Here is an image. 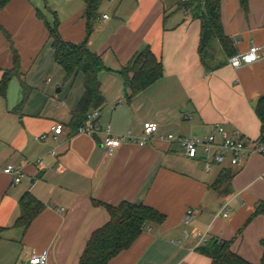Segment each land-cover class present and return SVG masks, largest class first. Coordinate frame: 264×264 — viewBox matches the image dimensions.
I'll return each mask as SVG.
<instances>
[{"label":"crops","instance_id":"obj_1","mask_svg":"<svg viewBox=\"0 0 264 264\" xmlns=\"http://www.w3.org/2000/svg\"><path fill=\"white\" fill-rule=\"evenodd\" d=\"M181 1L104 0L90 36L86 0H12L0 12V26L12 37L22 73L9 82L6 96L0 95V264H29L34 253L43 251L49 252L47 264H78L92 233L110 219L103 205L124 201L150 206L166 221L147 227L109 264H211L197 239L183 240L189 210L194 211L192 231L207 233L210 242H231L234 253L260 264L264 215L246 223L264 202V155L208 172L203 159H189L181 145L161 137L203 139L222 126L228 137L240 132L248 145L259 141L255 107L264 95V0H249L247 12L240 0H223L222 23L236 55L252 46L263 55L237 70L218 45L213 65L225 64L213 70L202 64L201 22L179 9ZM55 23L65 42L87 41L102 57L105 104L99 124L110 126L114 135L131 132L134 137L142 136L145 123L157 124L159 132L150 143H125L108 157L102 136L75 134L73 112L84 94V78L78 74L67 81L55 62L48 30ZM147 47L164 74L127 100L119 72ZM0 68V81L14 68L11 45L1 31ZM56 125L64 129L57 142L51 131ZM9 165L22 172L20 183L3 172ZM226 171L234 174L230 194L223 192L224 185L212 187ZM26 193L44 209L23 232L16 222Z\"/></svg>","mask_w":264,"mask_h":264},{"label":"trees","instance_id":"obj_2","mask_svg":"<svg viewBox=\"0 0 264 264\" xmlns=\"http://www.w3.org/2000/svg\"><path fill=\"white\" fill-rule=\"evenodd\" d=\"M12 0H0V12ZM104 0H86V18L88 35L93 32L94 24L99 18V11ZM223 0H187L181 1L179 9L184 10L201 22L199 42V55L202 64L213 70L221 67L223 62H216V45L220 46L226 60L236 55L234 41L225 34L222 23ZM242 9L249 10V0H240ZM38 16H44L38 11ZM51 46L54 50L55 62L60 65L65 73L66 80L73 79L82 74L84 78V94L76 110L73 112L72 126L74 130L81 127L87 115L95 109H100L105 104L101 91L100 75L106 70L101 55L93 52L87 41L80 45L65 42L59 35L57 25H48ZM0 31L11 45L14 68L4 71L0 81V95L5 97L9 82L15 77H22L20 57L16 51L11 35L0 26ZM0 71L2 69L0 68ZM121 75L125 86V97L131 100L136 95L162 78L164 68L161 61L153 54L149 47L136 54L127 67L123 68ZM256 115L261 122V136L259 141H264V95L261 96L255 107ZM234 174L231 171L222 173V178L212 185L219 190L222 185L225 194L231 193V180ZM109 214V221L102 228L94 231L88 240L78 264H109L120 253L129 250L143 231L151 225H162L166 215L158 210L143 204L124 201L117 206L103 205ZM44 204L30 193H26L20 200V217L16 222L26 232L35 218L43 211ZM264 215V202L260 203L255 213L246 224L256 216ZM241 234V232L239 233ZM215 243L201 247L199 251L209 257L211 264H252L232 251V244L228 241L213 239ZM264 249V241L262 242ZM260 264H264V251Z\"/></svg>","mask_w":264,"mask_h":264},{"label":"built area","instance_id":"obj_3","mask_svg":"<svg viewBox=\"0 0 264 264\" xmlns=\"http://www.w3.org/2000/svg\"><path fill=\"white\" fill-rule=\"evenodd\" d=\"M71 1V0H62ZM187 1V0H183ZM104 19H108L105 15ZM263 58L261 48L252 46L246 53L234 56L230 59V65L234 69H239L243 65H250L258 62ZM100 110H92L84 122V124L76 130V135H85L88 137L102 136L101 145L104 153L108 157H112L116 151L125 143H135L140 146H145L152 141L155 135L159 132V126L154 123H145L143 125V132L141 137H134L131 132L125 135H114L111 132L110 126L103 127L99 124ZM53 133V140L57 142L64 133L63 126L56 125L51 129ZM236 137H228L224 127L217 126L214 131L203 139L175 138L173 135L161 137L162 140L169 142H177L181 145L186 156L189 159H203L206 164V171L212 172L216 166H221L228 162L232 167H240L246 158L253 154L264 155V141H258L253 145H248L240 137L241 133L236 132ZM47 135H42L41 140H46ZM55 155V152H52ZM42 164V160H38ZM3 172L6 175L14 178V184H18L22 179V172L14 166H7ZM226 208V207H225ZM224 208V210H225ZM194 215L193 210H189L184 218L183 240L191 238L197 239V247H205L210 244V238L207 233L200 231H192L190 229L191 220ZM225 218L228 213H224ZM182 241H178L181 243ZM49 260V252L43 251L41 253H34L29 261V264H47Z\"/></svg>","mask_w":264,"mask_h":264},{"label":"water","instance_id":"obj_4","mask_svg":"<svg viewBox=\"0 0 264 264\" xmlns=\"http://www.w3.org/2000/svg\"><path fill=\"white\" fill-rule=\"evenodd\" d=\"M214 243H215V241H211V242H210V246H212Z\"/></svg>","mask_w":264,"mask_h":264},{"label":"rangeland","instance_id":"obj_5","mask_svg":"<svg viewBox=\"0 0 264 264\" xmlns=\"http://www.w3.org/2000/svg\"><path fill=\"white\" fill-rule=\"evenodd\" d=\"M49 2H51V0H48ZM217 56H218V54H217ZM237 56V55H236Z\"/></svg>","mask_w":264,"mask_h":264}]
</instances>
